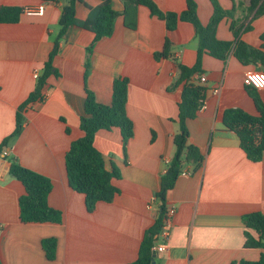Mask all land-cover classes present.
Returning a JSON list of instances; mask_svg holds the SVG:
<instances>
[{
  "label": "crops",
  "instance_id": "1",
  "mask_svg": "<svg viewBox=\"0 0 264 264\" xmlns=\"http://www.w3.org/2000/svg\"><path fill=\"white\" fill-rule=\"evenodd\" d=\"M86 1L92 7L98 5L97 0ZM153 1L164 13L180 15L187 10V0ZM195 1L200 22L208 25L212 2ZM218 1L223 9L234 11V18L219 24L218 39L233 41L232 22L244 24L251 28L241 39L264 54V15L248 16L250 0ZM68 2L0 0V9H43L42 16L22 14L18 23H0V158L17 159L49 178L53 189L48 203L63 215L61 223L22 222L19 199L25 187L10 175L9 168L0 175V264H131L160 214L159 203L150 208L148 204L161 189L169 165L166 160L173 158L174 138L180 132L181 89H172L177 64L194 67L198 61V39L191 22L178 20L176 28L169 30L165 20L139 6L137 26L131 29L122 16L124 3L112 0L120 13L114 34L98 41L91 55L88 48L95 34L70 26L60 40L53 72L43 89L44 100L25 107L22 132L9 139L19 108L36 89L34 72L43 74L54 49L62 9ZM167 41L170 56L157 59L155 54L163 51ZM202 69L207 77L205 108L187 122V128L189 144L199 148L204 162L198 170L187 164L184 170L191 174L181 173L167 195V208L175 207L176 214L167 249L156 254L158 264H233L256 261L264 251L244 247L246 231L255 239L259 236L243 222L247 214H264V157L258 163L250 161L236 133L223 123L225 110L231 108L259 115L244 77L249 71L264 72V66L260 62L244 65L233 53L225 61L205 53ZM118 78L129 80L127 114L134 123V136L124 149L120 129L97 133L95 146L107 169L115 167L121 177L113 179L119 190L115 199L99 202L89 212L85 196L68 183L66 154L84 135L81 118L87 91L109 105ZM256 95L264 104V90ZM4 151L8 152L5 157ZM46 239L57 241L53 260L43 246Z\"/></svg>",
  "mask_w": 264,
  "mask_h": 264
},
{
  "label": "trees",
  "instance_id": "2",
  "mask_svg": "<svg viewBox=\"0 0 264 264\" xmlns=\"http://www.w3.org/2000/svg\"><path fill=\"white\" fill-rule=\"evenodd\" d=\"M44 2H57L58 0H43ZM98 5L92 7L86 0H69L63 7L59 21L60 30L55 41L49 60L45 63L43 74L39 77L35 91L29 96L26 103L19 108L16 116V129L9 137L21 134L24 123V109L32 102L38 101L43 93L48 77L52 74L53 61L59 52L61 38L70 26H77L95 34L94 43L88 48L91 55L95 44L106 37H111L115 31V24L120 13L114 10L112 0H97ZM214 7L212 18L208 25H203L198 17V5L195 0H187V10L178 15L164 13L153 0H122L124 3L125 24L134 29L137 26V11L139 6L150 9L152 15L165 20L169 30L176 28L178 20L191 22L196 28L198 39V61L194 67L177 64L178 77L172 89H181L179 101V116L177 122L180 132L174 138L176 148L167 172L161 180V189L156 194L159 199L160 214L153 227L148 229L139 248L138 258L131 264H158L153 248L160 239L167 214V195L174 188L179 176L187 164H193L198 170L202 167L204 157L198 147L189 144L190 134L187 122L198 116L206 101L207 88L195 79L203 74L202 57L208 53L219 60H227L233 53L244 65L257 64L264 66V54L245 43L241 36L244 24L232 22L231 30L234 34L233 41H222L217 37L219 24L224 18H234V11L222 8L218 0H210ZM234 1V0H232ZM248 16L254 14L253 19L264 15V0H250ZM23 14V9L17 7H2L0 9V23H18ZM170 43L167 41L162 52L155 57L168 58L170 56ZM90 67L89 62L87 68ZM129 80L118 78L113 84L112 101L109 105L101 104L95 95L87 91L85 112L81 118L83 137L71 144L66 154V172L70 187L85 196L86 207L89 212L95 210L99 202L111 203L119 193L113 184V179L120 178L121 174L115 167L108 170L102 153L95 146L96 135L100 130L118 128L121 131L124 149L128 141L134 136V123L127 114ZM254 98L259 115L253 116L240 108L227 109L224 112L223 123L225 128L236 133L240 139L241 148L246 157L254 162H261L264 157V104L257 98L254 88L246 87ZM8 140V139H7ZM4 141L3 146L6 145ZM10 175L20 181L25 187V194L19 199L20 218L24 223H61L62 212L52 208L48 197L53 189L52 181L42 174L22 166L17 159L10 162ZM247 229L257 232L255 239L248 231L245 232V248L264 250V214L251 213L243 217ZM47 257L53 260L56 257L57 241L46 239L43 242ZM233 264H264V251L256 261L241 260Z\"/></svg>",
  "mask_w": 264,
  "mask_h": 264
},
{
  "label": "built area",
  "instance_id": "3",
  "mask_svg": "<svg viewBox=\"0 0 264 264\" xmlns=\"http://www.w3.org/2000/svg\"><path fill=\"white\" fill-rule=\"evenodd\" d=\"M23 14L26 16H29V17L42 16L43 15V9L42 8H34V7H26L23 9ZM39 77L40 76H39L38 71H35L34 72V78L36 80H38ZM195 79L198 81L199 84H202V85H204L207 81V77L204 74L197 75L195 77ZM244 85L246 87L254 88L256 90H264V72H262V71H249V72H247L245 74V77H244ZM215 92L217 93V92H219V90L216 89ZM44 97H45V94L42 93V96L39 99V101H43ZM204 108H205V102H204L201 110ZM7 155H8V152L4 151L3 156L5 157ZM166 163L169 164L170 160H166ZM182 174L183 175H189L191 173L188 170H184L182 172ZM156 203H159V199L156 195H154L151 198V200L148 204V207L150 208V207H152V205H154ZM175 214H176V208L175 207H168L167 208V214H166V217L164 220L165 226H164V228L160 234V239L163 240V244L162 245L157 244L153 248L155 255L159 254V253H163L167 249L166 241H168V239H169L170 231L172 228V219L175 216ZM0 233H1V228H0Z\"/></svg>",
  "mask_w": 264,
  "mask_h": 264
},
{
  "label": "water",
  "instance_id": "4",
  "mask_svg": "<svg viewBox=\"0 0 264 264\" xmlns=\"http://www.w3.org/2000/svg\"><path fill=\"white\" fill-rule=\"evenodd\" d=\"M11 163L5 158H0V175L1 177L9 170Z\"/></svg>",
  "mask_w": 264,
  "mask_h": 264
}]
</instances>
